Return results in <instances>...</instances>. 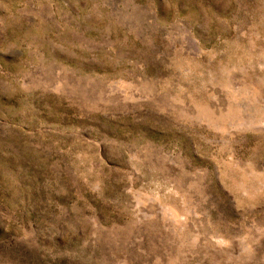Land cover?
<instances>
[{
  "label": "rangeland",
  "instance_id": "obj_1",
  "mask_svg": "<svg viewBox=\"0 0 264 264\" xmlns=\"http://www.w3.org/2000/svg\"><path fill=\"white\" fill-rule=\"evenodd\" d=\"M0 264H264V0H0Z\"/></svg>",
  "mask_w": 264,
  "mask_h": 264
}]
</instances>
